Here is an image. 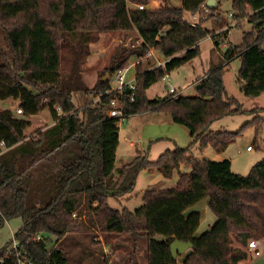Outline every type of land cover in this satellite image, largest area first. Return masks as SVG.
Masks as SVG:
<instances>
[{"label": "trees", "instance_id": "obj_1", "mask_svg": "<svg viewBox=\"0 0 264 264\" xmlns=\"http://www.w3.org/2000/svg\"><path fill=\"white\" fill-rule=\"evenodd\" d=\"M128 1L147 5L150 0ZM207 1L128 9L143 42L115 50L106 68L110 77L131 64V58L146 57L151 49L161 51L167 62L152 69L143 68L144 62L137 65L135 94L126 88L123 97L125 114L168 113L175 123L189 129L193 142L168 149L157 161L138 152L116 168L119 119L108 115L116 93H107L110 80L100 78L89 88L81 76L90 44L103 31V0H0V29L9 50L0 63V102L18 100L23 111L18 115L16 110L0 108V143L7 147L0 155V228L15 217L23 222L15 233L19 248L8 244L0 249V264H19L20 260L70 264L62 241L97 227L107 235L126 234L131 240L123 264H240L248 253L233 246V238L244 243L264 238V158L244 176L233 172L230 159L192 155L195 143L220 152L235 140L236 132L211 129L216 120L243 111L239 101L227 95L223 78L233 59H241V91L248 97L264 93V0H232L233 19L239 22L248 15L253 28L244 31L241 44H227L225 65L211 69L196 94L168 92L164 100L147 96L153 84L197 58L201 42L215 34L202 22L186 20L187 13L202 17L207 10L214 11ZM228 33L229 28L212 35L217 48ZM64 50L69 53L65 55ZM64 56L73 62L68 77L61 71ZM77 91L102 96L80 108L73 101ZM46 108L54 124L29 137L30 117ZM250 111L261 113L264 108ZM254 122L258 137L262 119ZM182 164L191 169L180 173L175 187L147 189L135 210L109 204V198L134 191L142 170L155 168L170 178ZM206 197L216 221L197 236L201 214L189 209ZM140 238L146 241V263L138 257ZM175 239L193 243L183 263L172 254L170 244ZM98 263L110 264L108 258Z\"/></svg>", "mask_w": 264, "mask_h": 264}, {"label": "rangeland", "instance_id": "obj_2", "mask_svg": "<svg viewBox=\"0 0 264 264\" xmlns=\"http://www.w3.org/2000/svg\"><path fill=\"white\" fill-rule=\"evenodd\" d=\"M153 1L154 0H150L146 6L157 8L162 4V0H159V5L152 7ZM172 1L174 4L180 2V0ZM217 1V4L213 6L215 7L214 11L209 10L206 15L202 17L199 14H195L198 18L197 22H202L203 27L215 34H211L201 42V52L197 58L168 73V76L171 79L170 82L166 78H161L157 83L153 84L147 91V96L149 98H156V94H159L158 96L169 95V83L179 91H182V89L185 90L181 93L183 95L189 96L196 94L195 86L201 84L202 79L206 77L208 72L211 69L218 67V65L225 63L223 53L227 48V44L230 42L237 45L241 44L244 31L252 30L253 25L248 21V15L236 23L235 26L230 27V24L235 21L233 16H231L233 10L232 0ZM127 2L130 8L138 7V5H135L128 0ZM103 3L104 9L101 20L103 31L99 34V39L90 44L91 55L86 59L87 62L82 66V80L89 88L94 87L100 78H102V80L107 78L109 72L106 71V68L110 64L111 56L115 50L124 48L126 42H128V37H133L132 43H136V39L139 35L129 20L127 8L125 9L121 4L122 0H103ZM186 20L192 22L193 15L187 13ZM227 28H229L227 38H224L220 48H217L212 35L216 36V34ZM156 51L160 53V57L164 60L165 57L162 52L159 50ZM3 53L8 54L9 50L4 38L3 30L0 29V63L2 62ZM68 53V50H64L65 55ZM6 56L7 58L10 57L8 55ZM137 59L138 58L134 57L133 59L131 58L130 61L131 63H135L134 61ZM142 64L143 68L148 67V63L145 62ZM91 65L93 66L89 67ZM240 67L241 59H233L229 65L226 66L223 78L227 95L238 100L243 111L236 114L225 115L216 120L211 126L213 131L236 132L235 140L230 143L225 150L220 152L215 150L211 145L201 149L199 143H195L192 147V151L194 152L192 155L214 160L228 158L232 161L233 172L245 176L249 174L254 164L264 158V112L253 113L250 111L253 108H264V93L258 97H248L241 91V84L238 81ZM136 68H133L130 71L128 74L129 78L135 76ZM72 69L73 62L70 61L69 56H64L61 62L63 76H70ZM89 73L93 78L87 76ZM197 74L201 75L197 76L194 80ZM109 79L110 84L116 87L118 83L114 76H112V78L109 77ZM192 82L194 86L189 88ZM80 93L86 95L88 99H91V96H88L84 92L80 91ZM77 95L78 93L74 92L73 101L79 107L82 102L79 103L77 101ZM83 103L86 105L88 102L85 103L84 101ZM18 104V100L9 98L0 102V108L16 110ZM51 117L49 109H43L40 115L32 117L33 126H30L26 130V133L30 134L40 123L45 125V123L52 120ZM257 117L262 119L261 130L258 137H256V124L254 122V119ZM119 126L120 137L116 159L117 164L120 165L119 167L131 160L138 152L147 153L150 161H157L168 149L173 150L177 146L188 147L193 142L189 129L184 125L175 123L171 116L165 112L147 111L134 114L128 116L124 123H121ZM131 142H133V145ZM248 146L252 148V151L248 150ZM190 169V165L182 164L179 169H175L170 178H166L157 169L146 168L139 173L137 184L133 192L120 198L111 197L109 198V204L111 207L117 209L126 207L130 210H135L143 203V194L147 189L175 187L180 173L188 172ZM189 211H196L201 214L200 226L196 233L197 236L208 231L216 221V216L209 207L208 197L199 201L195 206L191 207ZM22 223L20 217H15L5 222V225L0 228V249L8 244L11 245L10 248H15V233L22 226ZM126 236V234L107 235L106 232L97 227L90 231L82 230L79 233L68 235L66 239L62 241L61 247L64 248L70 264H90L91 262L96 264L97 260L103 258H108L111 264H123L126 262L127 252L129 251L128 249L132 246L131 240ZM50 238L52 242L55 241L54 236H50ZM250 240L252 239H249L247 243H244L233 238V246L246 250L248 257L244 260L246 261L245 264L253 261V259L257 264H264V238L258 239L261 243L259 247L261 256H254V258L248 251V243ZM107 241L110 244L107 243ZM139 242L142 250L138 254V257L141 262L143 261L146 263L144 255L146 241L143 238H140ZM51 245L52 243L50 246ZM103 247L104 249L107 248L106 251ZM189 252L190 249L177 257L180 263H183L184 257ZM21 261L24 262L25 260Z\"/></svg>", "mask_w": 264, "mask_h": 264}, {"label": "built area", "instance_id": "obj_3", "mask_svg": "<svg viewBox=\"0 0 264 264\" xmlns=\"http://www.w3.org/2000/svg\"><path fill=\"white\" fill-rule=\"evenodd\" d=\"M138 7L140 9H144L146 8L147 6L144 5V4H140L138 5ZM209 10H207L208 12ZM232 15V14H231ZM198 18L196 15H193V21L192 23L193 24H196L198 23L197 22ZM238 21L235 20L232 24H230L231 26H235L236 23ZM152 50V49H151ZM150 50V51H151ZM149 51V52H150ZM167 60H164V61H160L158 63V66H165ZM133 64H129L127 67L123 68V69H120L118 70L117 72H115L114 75V78L116 80V82L118 83L116 87L112 86L110 84V89L107 91V93H112V92H115L116 93V96L114 99H112L111 101V108L109 109V112H108V115L110 117H115V118H118L119 119V125L121 123H124V121L127 119V115L125 114V111H124V101H123V97H125V89L126 88H129L130 89V94L133 96L135 94V90H136V76L135 77H131L129 78L128 77V74L130 73L131 71V68H132ZM112 78V77H111ZM165 78L170 82V77L168 75L165 76ZM185 90H177L171 83H169V92L170 93H174V94H181L182 92H184ZM176 94V95H177ZM102 94H100L99 96H97L98 100H100ZM57 110L59 112H61L60 108L57 107ZM16 113L18 115L22 114L23 111H22V108L21 107H17L16 108ZM0 147H1V150H0V155L2 153H4L5 151H7V147L5 145V143L2 141L0 143ZM248 149H252L250 146L248 147ZM41 238V235L38 234L37 235V239H40ZM15 248L14 249H17L19 248V242L18 241H15ZM260 241L259 240H255V239H252L249 241L248 243V251L254 255V256H257V257H260L261 256V252H260ZM22 253H19V255H21ZM22 263H25V264H31L29 263L28 261H21L20 260V263L19 264H22Z\"/></svg>", "mask_w": 264, "mask_h": 264}, {"label": "crops", "instance_id": "obj_4", "mask_svg": "<svg viewBox=\"0 0 264 264\" xmlns=\"http://www.w3.org/2000/svg\"><path fill=\"white\" fill-rule=\"evenodd\" d=\"M168 1V2H167ZM165 0V2H164V0H162V4L161 5H169V6H181L182 5V0H180V2L178 3V4H174L173 3V1L172 0ZM217 0H216V4H217ZM159 0H154L153 1V6L152 7H156V6H158L159 4ZM122 6L123 7H125V9L127 8V10L130 8V6H129V4H128V2H127V0H122ZM152 5V4H151ZM161 5H159V6H161ZM233 23V22H232ZM231 23V24H232ZM132 24V23H131ZM127 41L128 42H126V44L125 45H127V46H130V45H133L134 44V42L132 43V41H133V37H128V39H127ZM143 42V38L140 36V35H138V38L136 39V43L137 44H141ZM218 52V51H217ZM103 53H105V52H103ZM216 53V52H215ZM215 53H214V55H215ZM219 53V52H218ZM160 53L159 52H157L155 49H152L149 53H148V55L146 56V57H141V58H139V59H137L136 61H134L135 63H133L132 62V64H133V66H132V68H131V70L133 69V68H136V66L138 65V64H140V62H146V63H148V67H147V69H152V68H154V67H156V66H158V63L160 62V61H164V60H166V59H162L161 57H160V55H159ZM91 55V54H90ZM93 55V54H92ZM222 56V55H221ZM222 65H225V63H223V64H220V65H218V66H222ZM93 65H91V66H89V67H92ZM89 69H92V68H89ZM136 70H137V68H136ZM135 70V72H137ZM199 75H201V74H197L196 76H195V78H194V80L197 78V76H199ZM88 77H90V78H93L92 77V75L89 73L88 75H87ZM135 76H136V74H135ZM134 76V77H135ZM194 82V81H193ZM193 82H192V84L189 86V88H191L192 86H194L193 85ZM183 90V89H182ZM76 93H78V95H77V97H76V99H77V101L79 102V103H83L84 101H85V103L86 102H88V103H90V102H98L97 100H98V98H97V96H94V95H88V96H91V99H88V97L86 96V95H83L82 93H80V91H77ZM159 94H156V97H161V96H158ZM164 96V95H163ZM81 103V105L79 106L80 108H82V107H84V103L82 104ZM87 104V103H86ZM82 106V107H81ZM40 113L41 112H39L38 114H35V115H40ZM50 114H51V112H50ZM58 114L60 115V112L58 111ZM35 115H32L31 117H30V121H31V126H33V122H32V117L33 116H35ZM51 118H52V120L51 121H49V122H47V123H45V125H42L41 123L38 125V126H36L35 128H34V131H32L30 134H28V136L30 137V136H33V135H36L40 130H43V129H45V128H47L48 126H51L52 124H54V119H53V115L51 114ZM190 132V131H189ZM119 137H120V131H119ZM131 144L133 145V142H131ZM119 146V145H118ZM249 147V146H248ZM117 150H118V148H117ZM249 151H252L251 149H248ZM116 159H117V152H116ZM222 159H225V158H219L218 160H222ZM228 159V158H227ZM214 160V159H213ZM115 166H116V168H119V166L120 165H118L117 164V160L115 161ZM233 166V165H232ZM178 178H179V176H178ZM195 206V205H194ZM103 249H104V247H103ZM106 249L107 248H105L104 250L106 251ZM253 258H254V256H253ZM257 258V257H256ZM246 260V259H245ZM244 261V260H243ZM241 262L240 264H245V262L246 261H244V262ZM110 262V261H109ZM110 264H111V262H110ZM248 264H257L256 262H254V259H253V261H251V262H249Z\"/></svg>", "mask_w": 264, "mask_h": 264}, {"label": "water", "instance_id": "obj_5", "mask_svg": "<svg viewBox=\"0 0 264 264\" xmlns=\"http://www.w3.org/2000/svg\"><path fill=\"white\" fill-rule=\"evenodd\" d=\"M216 4V0H208L207 1V6L208 7H213L214 5ZM110 77V73H108V76L107 78H104L103 81H108L110 80L109 79ZM201 86V84L199 85H196L195 86V89H199ZM168 97V95H164V96H161V97H156L155 99H158V100H164ZM170 247H171V251H172V254L175 258L178 257V255L184 253L186 250L188 249H191L193 247V243L192 242H184V241H181L179 239H175L171 244H170Z\"/></svg>", "mask_w": 264, "mask_h": 264}]
</instances>
